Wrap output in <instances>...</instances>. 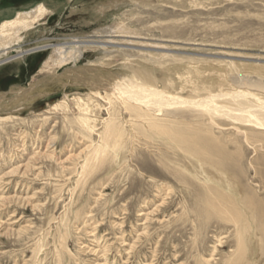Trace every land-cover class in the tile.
I'll list each match as a JSON object with an SVG mask.
<instances>
[{
	"label": "rangeland",
	"instance_id": "1",
	"mask_svg": "<svg viewBox=\"0 0 264 264\" xmlns=\"http://www.w3.org/2000/svg\"><path fill=\"white\" fill-rule=\"evenodd\" d=\"M40 4L48 11L0 49V117L15 116L0 125V264H264L263 130L215 116L225 128L210 135L241 153L223 167L136 129L119 102L90 99L82 78L61 81L94 64L187 101L256 94L236 79L264 81V0H0V25ZM73 41L112 44L77 62L45 47ZM179 110L165 118L172 127L211 124ZM110 119L125 131L121 148L85 165Z\"/></svg>",
	"mask_w": 264,
	"mask_h": 264
},
{
	"label": "bare ground",
	"instance_id": "2",
	"mask_svg": "<svg viewBox=\"0 0 264 264\" xmlns=\"http://www.w3.org/2000/svg\"><path fill=\"white\" fill-rule=\"evenodd\" d=\"M47 11H48V8L44 4H40L36 8H34L30 11L18 13L16 16L13 17V19L3 21L0 25V49L4 48V51L1 50V53H6L7 50L11 49L10 47L13 44H16L20 41V39L18 38V34H19L20 30L32 28L34 26L33 24L38 19H40V17L44 13H46ZM91 44H93V45L95 44L98 47L99 46L105 47V46H107V44L109 45L112 43H101L99 41L95 42V43L87 42V41H73V42H66L60 46L59 45H48L45 47H48L51 49L59 47L58 49H55V50H57L60 53L63 61L68 62V60L72 59L75 62H77V61L84 58V56H85L84 55V53H85L84 49L87 46H90ZM13 48H14V46H13ZM39 48L42 49L44 47H39ZM25 53H26L25 51L21 50L15 56L11 57V61H16V60L23 58ZM0 57H1V55H0ZM2 62L3 61L0 58V65L3 64ZM51 63H52V61H51ZM56 63H58V62H56ZM88 67H87V69L84 68L83 70H80V71H76L74 69L75 71L74 70L70 71V73L75 74L74 76H72L73 74L72 75L71 74H65V76H62V77L60 76L62 79L59 77V80L61 79V81H64V80H72L74 78H82V81H84L83 85L88 87L89 93H87V96L90 99H97V98L100 99L101 98L102 100H106V102H108L107 104H109L110 108L112 107V104L114 101L119 102L122 109H124L130 115V117H133L134 120L132 121L131 125H134V127L136 129L153 131V132H155V134H157V136L165 137L164 138L165 141H167V143L174 148H178L179 150H182V151H185L187 153L194 154V155L195 154L200 155V156L207 155L206 157H208V158H206V160L208 159L209 161H212V158L210 159V157L212 155L216 156L219 165H221L223 167H227L230 162H231V164L232 163L234 164L236 162V160L238 159L239 155L241 154L240 150H238L236 152L235 155H237V156H235L234 153L229 151V149L227 148V145L221 146L222 143L221 142L219 143V141L214 136L210 135L212 133V128L214 126H217L219 129L225 128V127H222L220 125V123L216 122L217 119L214 118L215 116H217V118L223 117L225 119L227 118L228 120L230 119V120L234 121V123L236 122L237 124L238 123H242V124L246 123V125L248 123L252 124V125H254V127L256 129L263 130V131H259V132L256 131V133L261 134L263 139H264V98L261 97L264 94V81L261 79L254 81L253 79L251 80L247 77L241 76V77L236 79V83H238L239 85H247V87L250 86L252 89L257 91V93L258 92H261L260 94L263 93L262 95H257V93L253 94V93H248V92L246 93V92H239V91L235 92V93H226V92L223 93L222 92L220 94L218 92V94L209 95L203 99L201 98V99L196 100V101H193V100L187 101L185 99H182V97L179 98V97L171 96L169 93L168 94L170 96L165 95L166 93L164 94L163 92L166 90H164V91L162 90V92H161L160 90L156 89L155 87L145 85L143 83L144 80H142L143 76L141 77L139 74H138L139 76L136 78V77H131V76L125 75L127 72H125L124 70H123V73L125 72V74L120 73V72H113V71L110 72V71H107V70L101 69V68H95L94 69V67H95L94 64H90ZM48 70H50V67H49L48 62H46L44 64V67L42 68V71H48ZM127 71H128V68H127ZM96 73H100V74L96 75ZM129 73H130V71H129ZM76 75H77V77H76ZM87 78H90L91 81L85 82V80L87 81ZM140 78H142V79H140ZM59 80H56V81L58 82ZM25 95H27V94H25ZM66 97H68V96H66ZM0 100H2V97H0ZM83 104H85V103H83ZM76 105H78L80 108H83L84 110L89 109L88 107H85L86 105L85 106L82 105V101L80 104L78 103ZM113 106H116V105H113ZM0 107H1V104H0ZM55 107H56V105H54L52 107V109H54ZM179 108L180 109L181 108H187V109L191 108V110L196 109L197 111H201V112L209 115L211 124H209L207 126L206 123H203V122L201 123V121H199L200 119L197 120L196 123L191 124L190 123L191 118H189V120H186L184 117L183 121H182V125H184L183 128L172 127L171 123H173V122L171 120L167 121L165 118H174L175 119L176 117H174V116L177 115L178 112H180ZM1 111H4V110H1ZM184 114H186V113H184ZM180 115H181V113H180ZM191 116H192V114H191ZM13 117H15V116L9 115L7 117H0V125L7 123L9 121H13L14 120ZM130 117H129V119H130ZM221 120H222V118H221ZM85 123L86 124H85L84 128L86 130L94 131L96 129L95 125H91V124L89 125L87 121ZM103 123H104V121H103ZM221 123H224V122H221ZM247 126H251V125H247ZM188 127H190V128H188ZM233 128H235V127H233ZM237 130L239 133H241L245 136L246 141L248 143H249V141L252 142L253 138L248 137L245 133L246 131L244 132L240 128ZM256 133L253 132L254 135ZM79 135H80V133H79ZM124 136H125V131H124L123 127L119 123H117V119H110L108 121L106 120L104 132H103L102 137H101V142L90 148L91 149L90 154L92 156L91 157L89 156V158L86 160L85 165L87 164V166H89V164L91 162H94V161L102 163V161L108 157V153L112 149H116L118 147L121 148L122 142L124 140ZM215 136H216V134H215ZM259 137L260 136H256V138L260 139L259 142H263L262 138L261 137L259 138ZM262 147H263V144H262ZM152 155H154V154H152ZM154 157H155V155H154ZM206 160H205V162H206ZM212 163H213V161H212ZM237 163H239V161H237ZM164 165H165V163H164ZM137 167H138V165H137ZM84 168H86V167H84ZM80 178H79V180H80ZM103 198H105V197H103ZM228 216H231V215H228ZM235 224H237V223H235ZM194 225L196 226V224H194ZM77 230H79V229H77ZM242 236H243V233H241V237H240V243H239L240 246H242V240H243ZM215 250H216V248H215ZM106 252H107V249H106Z\"/></svg>",
	"mask_w": 264,
	"mask_h": 264
},
{
	"label": "water",
	"instance_id": "3",
	"mask_svg": "<svg viewBox=\"0 0 264 264\" xmlns=\"http://www.w3.org/2000/svg\"><path fill=\"white\" fill-rule=\"evenodd\" d=\"M75 71V70H74ZM70 72V71H69ZM74 78V77H73ZM72 80H74V79H72Z\"/></svg>",
	"mask_w": 264,
	"mask_h": 264
}]
</instances>
